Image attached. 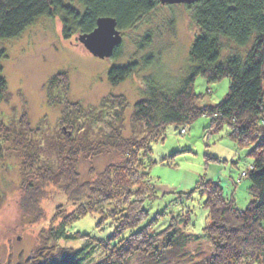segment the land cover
Returning a JSON list of instances; mask_svg holds the SVG:
<instances>
[{"label": "rangeland", "instance_id": "1", "mask_svg": "<svg viewBox=\"0 0 264 264\" xmlns=\"http://www.w3.org/2000/svg\"><path fill=\"white\" fill-rule=\"evenodd\" d=\"M65 3L80 12L84 10L79 0ZM61 14L39 17L19 37L0 41V51L7 54L2 66L9 91L0 102V264H32L43 258V264L72 262L73 254L84 248L85 241L56 242L50 230L62 220L56 219V215L73 213L81 202H70L60 184L51 183L44 188L38 206L33 207L34 203L27 208L21 206L25 155L55 168L62 163V154L71 148V144L64 146V136L87 143L99 139L108 128L102 121L94 124L90 116L97 115L104 99L111 95H123L128 101L124 125L120 124L124 135L130 137L133 133L138 138L146 135L148 129L135 124L133 110L135 103L145 98L147 79L153 80L158 88H179L192 67L190 50L200 31L189 4L161 2L133 27L122 30L123 45L118 58L101 59L79 41L78 32L65 39ZM146 34H151L149 45L143 40ZM222 44L220 61L234 53L243 54L249 48L238 47L225 38ZM149 54L154 60L146 64L144 57ZM131 61H139L138 69L121 84L113 85L108 78L109 70ZM59 73L68 74L69 93L65 104L51 105L47 85ZM229 88V78L209 83L198 76L195 83L202 105L217 104L226 97ZM76 103L82 105L85 116L74 114L63 121L65 105L73 108ZM212 123L211 117L201 116L187 126L185 134L181 133V127L170 124L164 140L152 141L150 155L154 163L148 176L157 198L144 202L148 216L143 225H151L154 233L181 216L189 219V233L203 235L209 215L200 192L195 190L203 181L221 182L240 208H246L252 201L250 178L238 182V175L253 163L250 153L254 145H240L233 139L229 126L216 130ZM121 159L118 153L95 157L83 153L78 165L80 181L96 180L106 167ZM107 209L110 211L111 207ZM101 219L99 213L88 214L73 222L69 231L106 239L114 234L115 224L108 220L100 225ZM90 245L86 247V258L79 264H98L104 257L101 248ZM211 253L212 245L207 238L190 239L176 254L168 251V262L162 260L159 264H188L193 258L199 262L208 259ZM145 257L141 254L132 263L144 264L150 259ZM242 264L256 263L245 259Z\"/></svg>", "mask_w": 264, "mask_h": 264}, {"label": "trees", "instance_id": "2", "mask_svg": "<svg viewBox=\"0 0 264 264\" xmlns=\"http://www.w3.org/2000/svg\"><path fill=\"white\" fill-rule=\"evenodd\" d=\"M79 2L84 7L82 12L65 0H0V41L17 38L37 18L58 12L63 15L65 39H71L78 32L80 41L96 28L101 17L115 18L122 31L133 27L161 3L160 0ZM189 6L200 30L190 50L192 67L179 88L173 90L158 88L153 80L147 79L145 98L137 101L133 110L135 124L148 129L146 135L141 138L133 133L130 137L124 135L120 124L124 125L128 101L123 95H111L104 99L99 113L90 116L94 124L102 121L108 128L99 139L87 143L64 136V146L71 144V148L61 153L62 163L55 168L35 161L32 155H25L23 171L26 177L21 206L27 208L30 203H34L33 207L38 206L44 188L51 183L60 184L70 202H81L73 213L56 215V219L62 217V220L50 230L56 242H86L81 251L73 254L76 260L73 258L66 264H79L86 258V247L90 243L89 247H99L105 252L98 264H133L141 254L146 256L145 259L150 257L144 264H150V261L159 264L162 260L168 262V251L176 254L190 239L201 238L210 241L212 253L208 259L194 262L193 258L188 264H242L245 259L264 264V0H195ZM224 38L238 47L249 48L243 54L234 53L220 61ZM143 40L149 45L151 34H146ZM122 45L123 42L115 49L113 58L121 55ZM141 48L144 49V44ZM6 56L0 51V102L9 92L2 66ZM153 57L146 55L144 62L150 64ZM138 62L113 66L108 72L109 81L113 85L121 84L135 73ZM198 76H203L209 83L229 78V93L217 104L202 105V96L195 91ZM47 88L49 104H65L69 93L68 74L53 76ZM65 106L63 121L74 114L85 116L81 104L76 103L73 108ZM201 116L211 117L216 130L229 126L233 130V139L240 145H254L250 153L253 163L238 175V182L250 178L252 201L246 208H240L221 182L203 181L195 189L200 192L209 215L203 235L189 233V219L181 216L173 219L161 232L154 233L151 225H143L148 216L144 202L157 198L148 176L150 165L154 163L150 155L151 143L164 140L170 124L181 127V133L185 134L187 126ZM33 153L40 157L37 151L33 150ZM83 153L90 157L118 153L122 159L106 167L96 180L81 182L78 165ZM108 207H111L110 211ZM92 213L102 216L100 225L108 220L113 222L114 234L99 240L89 234L69 231L73 222ZM43 260L32 264H43Z\"/></svg>", "mask_w": 264, "mask_h": 264}, {"label": "water", "instance_id": "3", "mask_svg": "<svg viewBox=\"0 0 264 264\" xmlns=\"http://www.w3.org/2000/svg\"><path fill=\"white\" fill-rule=\"evenodd\" d=\"M164 4H191L195 0H160ZM86 48L101 59L113 57L115 49L122 44L123 34L113 17H101L96 28L80 38Z\"/></svg>", "mask_w": 264, "mask_h": 264}]
</instances>
